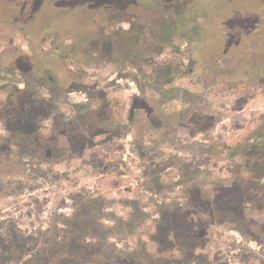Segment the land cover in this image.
Returning <instances> with one entry per match:
<instances>
[{"label":"rangeland","instance_id":"1","mask_svg":"<svg viewBox=\"0 0 264 264\" xmlns=\"http://www.w3.org/2000/svg\"><path fill=\"white\" fill-rule=\"evenodd\" d=\"M92 1L78 0L79 5L73 7L69 0H53L52 4L67 8L55 7L53 18L37 16L32 26L45 34L39 35L36 43L25 40L24 35L14 38L15 43L4 51L11 58L0 61V101L5 98L3 92L28 86L45 99L51 96L52 112L40 122L44 134L51 137L56 121L77 122L82 120V114L89 117L88 122L96 118L99 124H106L110 116L111 122L123 126V130L115 125V129L94 137L84 151H67V138L59 134L51 139L64 152L49 160H27L25 157L33 154L26 152L13 154L14 158L9 159V152L0 148V188L7 192L0 193V237L11 239L10 227L15 225L25 236L34 237L29 242L31 248L42 250L48 246L43 241L46 236L55 239V232L63 237L68 218L75 214L86 218V212L96 211L100 203L104 215L102 230L95 225L92 231L110 233L104 237L106 256L109 253L120 262L127 254L142 249L143 242L156 233L162 206L189 205L192 197L188 189L193 182L232 180L244 149H249L256 139H264V81H242L237 75L203 87L195 71L187 73L193 68L190 49L198 34V23L202 32L194 50L202 63L221 57L222 44L233 50L231 54L237 53L236 41H244L250 47L262 42L260 47L264 50V0L164 1H174L171 5L161 3L162 0H117L120 6L115 13L89 9L87 5ZM40 4L0 0V29L14 27L12 22H26V17L16 13L21 9L26 12V6L35 14L34 9ZM73 16L86 20L85 25L98 22V31L81 38L83 42L70 50L75 45L73 39H61L56 33L61 23L67 26L63 35L72 36L73 31L80 29ZM37 51L47 56L53 68L65 67L68 72L47 71L44 59L35 55ZM52 51L60 58L69 53L67 64L46 53ZM20 52L34 54L37 63H17ZM12 62L18 70L10 65ZM38 71L40 75L36 74ZM51 72L56 83L47 76ZM257 95L259 98L253 101ZM148 107L162 116L150 120L145 111ZM200 109L216 115L211 135L216 142H223L224 150L218 153L221 158L213 156L208 137L195 132L199 126L195 115ZM166 118L173 125L170 130L161 128ZM177 119L179 127L174 122ZM178 128L181 133L176 134ZM164 133L167 137L174 135L178 145L166 142ZM3 137L6 133L0 123V142ZM24 139L21 136L16 143ZM228 146L238 148L242 155L228 159ZM136 178L139 186L134 190L132 182ZM255 219L260 222V217ZM209 234L211 243L200 251L208 256L203 259L206 261L200 260L202 264H264V246L254 240L228 231L226 226H213ZM89 240L96 247L102 246V239ZM34 254L20 258L21 264L31 259L29 264L59 262ZM89 262L98 264L100 260L94 256Z\"/></svg>","mask_w":264,"mask_h":264},{"label":"trees","instance_id":"2","mask_svg":"<svg viewBox=\"0 0 264 264\" xmlns=\"http://www.w3.org/2000/svg\"><path fill=\"white\" fill-rule=\"evenodd\" d=\"M31 1L32 3H38L40 1L41 4L39 7L34 9L37 13L34 14L29 11L31 15L26 17V22L19 25L12 22L14 27L10 29H0V61L11 58L8 55H4V51L6 47L13 42L14 37L18 33L21 34L23 32L22 28L27 29L26 32L30 37L29 39L35 41V43L39 35L43 36L45 34L43 30L40 31L38 28L35 29L32 26L37 16L42 15L43 17L49 15V17L53 18L51 12L57 13L55 7L67 8L66 5H58L57 3L55 5L52 4L53 0ZM164 1L165 0H162L161 3H164ZM139 2L143 3V0ZM69 3H71L73 7L79 5L78 0H69ZM69 3L68 5L71 8ZM166 3L167 2L164 4L166 5ZM46 4L48 5L46 6ZM167 4L171 5L175 4V2L168 1ZM87 6L89 9L98 10L102 8V11L108 9L115 13L116 8L120 6V2H117V0H93L91 4ZM106 12L107 11H105V13ZM73 19L79 23L80 29L73 31L72 36L62 34L67 33L65 30L67 26L62 23L57 25L56 33L61 39H73L75 45L71 46L70 50H73L80 41L83 42L81 38L85 39L90 36L91 33H96L98 31L95 30L96 23L98 22H89L85 25L84 21L86 22V20L75 16H73ZM24 24L30 26H23ZM93 25H95L94 28H90V26ZM235 44L238 46L237 53L231 54L233 50L228 49V64L239 65L242 69L241 73L244 74L240 80H257L260 77L259 73H262L264 76V50L260 47L262 42L256 45L254 44L251 47L244 41H236ZM254 49H256L257 52H253L252 50ZM46 53L59 57L56 51ZM67 54L69 53L66 52V54L64 53L61 55V58L66 64L67 59L70 58ZM35 55L39 57V59H44L43 63L47 71L52 70L54 74H66V72H68L65 67L60 70L53 68L47 56L42 55L41 51H37ZM35 55H26L22 52L17 53L16 62L18 63L19 61L22 63V61H26V63L29 62L30 65H34L37 63V61H34ZM14 63L15 62H12L10 65L18 70L19 67L14 66ZM255 64L258 67H256ZM132 69L139 71V68L135 66H133ZM156 72L157 70L154 72V75ZM187 73L192 74L193 70L190 69ZM36 74L40 75L39 71ZM154 75L148 78V84H151ZM47 76L51 82H57L52 72L51 74H47ZM261 79L264 81V78ZM257 81L259 83L262 82L259 80ZM12 89H14L13 92H9V90L3 92L2 95L5 96V98L3 102L0 101V123L4 127L6 133V137H3L0 142V148L4 150V153L9 152V159L14 158L16 153L20 155L25 152L33 154L31 156H26L25 158L27 160L36 157H40L43 160L61 157L60 152H64V150L51 139L59 134L67 138V151H76L79 148L84 151L94 137L105 131L108 132L115 129V125L119 130H123V126L111 122L113 118L110 116L106 124L103 123V125L102 123L99 124V120L96 118L88 122L89 117L82 114V120L77 122L62 120L57 123L56 121V129L53 136H48L44 134L43 128H40V122L42 118H45L47 114L52 112L51 107L53 103L49 102L51 96H49V100L45 99L34 90L29 89V86ZM54 106H56V102H54ZM195 117V122L199 125L195 132L205 134L212 143V149L214 150L213 156L221 158L218 153L224 150L223 142L222 144L216 142L214 140L215 138H212L211 135V129L216 121V115L213 112H206L200 109ZM165 120V125L161 128L162 130H170V127H173V125H169L171 122L169 118ZM174 122L178 125L177 127L180 126L178 119ZM180 131L181 130L178 128L176 134L181 133ZM21 136L25 138L24 141L16 143ZM164 136L167 139L166 142L172 145L176 144L174 135L168 134L167 137L164 133ZM228 151V159L242 155L238 148H231L228 146ZM243 154L242 160L234 172L232 180L228 182H220L219 180L208 183L202 181L193 182L191 188L188 189V193L192 197V202L189 205L166 204L162 206L159 211L160 219L158 221L156 233L148 238V242H143L142 249L140 248L135 252L127 254L128 257L123 260L121 259L120 262L114 261L109 253L106 256L107 239L104 237L110 235V233L104 234V232H99V234H97L92 231L95 225L102 230L100 224L101 220L104 218L102 214L103 207L100 203H97L98 206L96 211L90 209L86 212L89 214V217H86L88 219L83 218L81 214H75L73 217L68 218V224H65L63 237H60L55 232V239L54 237L50 239L46 236L43 241L48 243V246L43 249L41 248L42 250L39 249V251L38 249L35 251V248H31L29 245V242L34 240L33 236H25L15 225H11L10 229L13 232L12 238L5 239L0 237V264H15L17 261L21 264L22 259L20 258L31 252H35L34 255L41 257H49L48 261L59 259V262L56 264H79L82 261H85L86 264H94L89 262V258L91 259L94 256L99 258L100 262H97L98 264H202L200 260L206 261L203 259H206L208 256L200 254V251H205L211 243L209 229L213 226H226L228 227V231L252 239L263 247L264 139L258 138L251 142L249 144V149L245 148ZM25 165L27 164L25 163ZM4 189V187H1L0 193H7ZM257 216L260 217V222L255 219ZM202 217H204V219ZM69 234H71V236H69ZM89 238L97 240L102 239L100 240L102 242L100 245L102 246L100 248L99 246L96 247V243H92ZM104 245L106 247H104ZM32 260L33 259L28 260L27 264L31 263Z\"/></svg>","mask_w":264,"mask_h":264},{"label":"flooded vegetation","instance_id":"3","mask_svg":"<svg viewBox=\"0 0 264 264\" xmlns=\"http://www.w3.org/2000/svg\"><path fill=\"white\" fill-rule=\"evenodd\" d=\"M26 8V12L24 9H21V12H17L16 15L17 16H22V17H28L30 14L29 12V8ZM198 26V34L195 37V39L191 42V58L189 59L191 65L193 66L192 70L193 72L195 71L197 76L201 79L202 81V86L203 87H207L211 85V81L214 80H220V79H231V78H235L237 75H239V77L241 78V75L243 73H241V68L239 67V65H234L233 67H228V45H224L222 44V54L221 57L218 58H213L208 64L206 63H202L199 56L197 55V53L195 54V50H194V45L195 43L199 40V38H201V32L202 29L200 27V24H197ZM25 26H30V25H25ZM23 27V26H22ZM23 31L26 32V28H22ZM209 32L211 33V31L209 30ZM224 41H222L223 43ZM222 58V59H220ZM258 64V63H257ZM229 68V69H228ZM259 80L260 82L263 80L261 78H264L262 73H259ZM256 80V81H257ZM262 83V82H261ZM162 91H159V93L161 95H163V93H161ZM148 110V111H147ZM147 110L145 109L146 112H148L147 116L150 117V120H153L155 118H157V116H162L161 112H159L156 109L151 108H147ZM152 123V122H151Z\"/></svg>","mask_w":264,"mask_h":264},{"label":"crops","instance_id":"4","mask_svg":"<svg viewBox=\"0 0 264 264\" xmlns=\"http://www.w3.org/2000/svg\"><path fill=\"white\" fill-rule=\"evenodd\" d=\"M24 35V38H25V40H28L29 39V37H28V34H27V32H25V31H23L21 34H17L14 38H21L22 36ZM23 38V37H22ZM15 40H13V43H15L14 42ZM29 42V41H28ZM23 48L24 49H26V47L25 46H23ZM29 48V47H28ZM238 64V63H237ZM227 66L228 67H233L234 65L233 64H227ZM229 69V68H228ZM259 98V96L257 95V96H255V97H253V101H256L257 99Z\"/></svg>","mask_w":264,"mask_h":264},{"label":"built area","instance_id":"5","mask_svg":"<svg viewBox=\"0 0 264 264\" xmlns=\"http://www.w3.org/2000/svg\"><path fill=\"white\" fill-rule=\"evenodd\" d=\"M132 186L134 190L137 189V187L139 186V180L137 178L133 180Z\"/></svg>","mask_w":264,"mask_h":264}]
</instances>
